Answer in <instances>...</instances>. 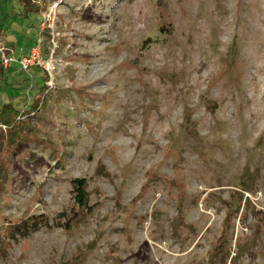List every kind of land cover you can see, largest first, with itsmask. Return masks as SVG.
<instances>
[{"label": "rangeland", "instance_id": "1", "mask_svg": "<svg viewBox=\"0 0 264 264\" xmlns=\"http://www.w3.org/2000/svg\"><path fill=\"white\" fill-rule=\"evenodd\" d=\"M15 1L0 264H264V0Z\"/></svg>", "mask_w": 264, "mask_h": 264}, {"label": "trees", "instance_id": "2", "mask_svg": "<svg viewBox=\"0 0 264 264\" xmlns=\"http://www.w3.org/2000/svg\"><path fill=\"white\" fill-rule=\"evenodd\" d=\"M15 3L21 8V15L28 17L30 14L38 15L39 9L36 5L35 7H30L24 2V0H16ZM31 108L36 107V101L30 106ZM21 113L11 101L0 100V128H4L7 132H14L11 135V141H14L15 144H20L24 140V136L20 133L23 123L21 122ZM73 187L75 189V199L79 204L80 208L86 207V196H85V180L84 179H75L73 181ZM24 225L27 226V223ZM36 228V224L31 225ZM225 239L223 234L220 237V242ZM223 244H221L222 247Z\"/></svg>", "mask_w": 264, "mask_h": 264}, {"label": "built area", "instance_id": "3", "mask_svg": "<svg viewBox=\"0 0 264 264\" xmlns=\"http://www.w3.org/2000/svg\"><path fill=\"white\" fill-rule=\"evenodd\" d=\"M36 48L31 50V53L29 56L27 57H20L18 59L16 58H12V57H8V56H4L2 54H0V57L2 58V62L3 64L7 65L10 64L12 62H16L19 64V66L21 67V69L23 70H27L28 68H30L32 65H34V61H36ZM1 53V50H0Z\"/></svg>", "mask_w": 264, "mask_h": 264}]
</instances>
